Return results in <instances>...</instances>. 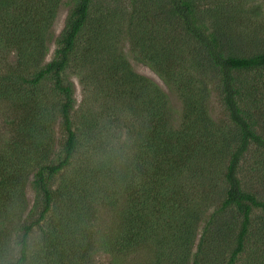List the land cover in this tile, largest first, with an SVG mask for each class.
I'll return each mask as SVG.
<instances>
[{"label": "trees", "instance_id": "obj_1", "mask_svg": "<svg viewBox=\"0 0 264 264\" xmlns=\"http://www.w3.org/2000/svg\"><path fill=\"white\" fill-rule=\"evenodd\" d=\"M71 1L45 61L62 0H0V101L9 111L0 131V220L17 217L27 232L43 233L40 264H235L246 248L253 209L264 211V199L245 189L239 176L245 153L264 151V23L246 22L241 4L214 8L167 0L181 41L152 40L139 51L180 100L179 122L172 123L167 93L115 58L105 69L116 99L108 118L138 117L128 129L130 140L109 142L93 114L85 113L82 124L72 117L74 88L64 72L79 57L78 38L94 0ZM186 40L184 52L179 44ZM206 70L216 78L226 120L207 111ZM46 88L58 96L57 115ZM127 95L139 97V105L127 103ZM56 116L63 134L57 152L48 129ZM100 207L116 217L105 237L95 225ZM227 209L234 210L238 227L224 255L225 229H213ZM142 250L149 255L124 262ZM253 255L251 264H264V243Z\"/></svg>", "mask_w": 264, "mask_h": 264}, {"label": "rangeland", "instance_id": "obj_2", "mask_svg": "<svg viewBox=\"0 0 264 264\" xmlns=\"http://www.w3.org/2000/svg\"><path fill=\"white\" fill-rule=\"evenodd\" d=\"M137 1L136 9L132 12L131 0H94L90 8L88 23L78 38L76 55L79 57L73 60L64 72L65 79L74 88L75 105L72 111L74 122L76 124H82L85 121V115H87L85 113L90 112V114H93L99 120L97 128L105 129L102 130V133L107 134L109 142L116 140V138L120 139L118 133L122 130L126 131V139L130 140V136H128L130 132H128V129H130L129 127L131 129L135 128L138 117V113L130 112L125 113L121 117L122 119L118 117L115 119V117L110 120L108 118V106L113 104L112 102L116 101V99L112 98V88L109 87L111 80L108 79L110 75L105 69H107L106 65H110L115 58V62H120L121 58H124L135 72L155 81L168 95L172 123L176 125L179 122L180 100L173 88L148 63L143 61L141 58L142 52L139 50H146L152 40L158 42L157 44L165 43L172 39L179 42L181 41L180 35L183 36V31L180 29L178 19L170 14L167 0ZM196 1L202 5L214 8L227 6L228 3L238 5L239 8V4H241L245 7L247 16L250 18L246 22L254 23L261 21L264 23V0ZM71 6V0H62L56 18L47 34L48 52L45 56V61L53 56L54 49L57 46V40L66 26ZM95 36H97V40L92 39ZM101 38L104 41L99 40ZM105 41L107 44H105ZM131 42H134V45L136 44V48L132 47ZM179 45H182V51L184 52L190 48L187 40L186 42L182 41ZM136 50L137 52L134 54ZM202 74V80L207 85L205 91L207 111L216 121L226 120L225 110L220 100V90L215 82L216 78H213V73L208 70L202 71ZM245 77L247 76L245 75ZM43 92L47 95L48 103L52 105L50 107L51 112L57 115L55 108L58 103V96L51 97L48 93V88ZM129 96L131 99H128ZM126 99H128L127 103H130L133 107L139 105L135 103L139 100V97L127 95ZM8 112L6 104L0 101L1 132H4V129H6V121L3 119ZM101 124L105 125V127L101 128ZM48 129L49 134L53 136V149L57 152L63 141V134L60 130L57 116ZM82 152L86 153V150L81 149L80 155H82ZM239 176L245 189L253 191L259 198L264 199V151L258 149L247 151L239 167ZM58 179L59 177H56L54 183ZM107 180L111 181L113 179L109 177ZM26 190L27 198L31 203L33 193L29 187ZM213 205L208 207V211H211ZM97 212L95 225L99 231L98 234L105 237L114 227L116 217L114 212L107 207H100ZM219 227L225 229V237L223 240L225 255L233 245L234 233L238 227V218L234 210L227 209L216 217V226L213 231L215 232ZM263 243L264 211L256 208L252 211L251 229L246 248L238 256L235 264H251L253 262L252 259H254L253 251L257 250V247ZM148 255L149 252L144 250L139 255L131 253V258L124 262H134L138 258L142 257L144 259ZM103 260L108 261L109 257H105Z\"/></svg>", "mask_w": 264, "mask_h": 264}, {"label": "clouds", "instance_id": "obj_3", "mask_svg": "<svg viewBox=\"0 0 264 264\" xmlns=\"http://www.w3.org/2000/svg\"><path fill=\"white\" fill-rule=\"evenodd\" d=\"M118 135L126 139L125 130ZM43 249L42 232H27L22 219L17 217L0 220V264H40Z\"/></svg>", "mask_w": 264, "mask_h": 264}]
</instances>
